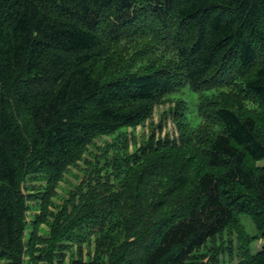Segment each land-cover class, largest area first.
<instances>
[{
  "label": "trees",
  "instance_id": "trees-1",
  "mask_svg": "<svg viewBox=\"0 0 264 264\" xmlns=\"http://www.w3.org/2000/svg\"><path fill=\"white\" fill-rule=\"evenodd\" d=\"M148 17L178 56L116 57L145 47L151 33L137 25ZM234 61L243 94L213 84ZM177 76L185 80L179 116L173 107L178 136L153 131L138 146L137 125L181 94ZM254 109L264 116V0H0V264L41 260L24 239L36 194L22 191L24 178L45 175L46 212L58 181L97 138L104 144L86 191L72 198L70 224L33 233L61 248L95 238L97 255L70 264H191L242 213L264 234V168L253 164L264 158V132ZM121 233L136 238L123 248ZM236 264H264V244Z\"/></svg>",
  "mask_w": 264,
  "mask_h": 264
},
{
  "label": "rangeland",
  "instance_id": "rangeland-1",
  "mask_svg": "<svg viewBox=\"0 0 264 264\" xmlns=\"http://www.w3.org/2000/svg\"><path fill=\"white\" fill-rule=\"evenodd\" d=\"M140 30H148L152 34L154 31L157 33V36H153L151 34L146 37L145 47L140 50V46L137 50H135L136 44L130 45L127 47V52L123 53L118 49L114 54L116 57L122 55L125 58L124 61L129 59L130 55H141L142 53L148 52V50L158 53H166L168 57L174 58V56H178L176 53L178 50L176 49L177 45H167L166 40H160L163 38V31L159 30V24L156 23L153 18H147L146 22L140 21L137 25ZM152 31V32H151ZM151 35V36H150ZM160 38V39H158ZM129 44V43H128ZM152 47L154 49H152ZM120 48V47H119ZM121 49V48H120ZM123 53V54H122ZM172 53V54H171ZM168 58V59H169ZM240 63L238 61H234L226 64V70L223 72H215L212 76L213 84H216L219 87H231L234 89H239L243 94V89L240 88V85L236 83V76L241 74ZM247 71V70H246ZM245 72V71H244ZM180 79L178 76L176 80ZM176 82V81H175ZM176 93L178 89L184 87L185 80H182L181 83L179 80L176 82ZM200 84H203L200 83ZM179 85V86H178ZM189 85V84H187ZM205 89V88H198ZM200 90H197L198 92ZM181 93V94H180ZM179 97H175L176 99L170 100L167 99L165 102H161L160 104L154 107V112L150 118H148L145 122L137 125L134 130L136 136V143L140 146L143 138L146 139L149 135L154 131L157 137L169 136L170 139L178 136V123L174 120V108L177 107V102L180 97L184 95L183 89L181 90ZM230 93V92H229ZM247 101L244 104L247 105V109L253 108V96L249 95V92L245 90ZM232 95V92L230 93ZM234 96V95H233ZM184 97V96H183ZM231 97V96H229ZM178 98V99H177ZM182 101V100H180ZM183 102V101H182ZM181 103V102H180ZM185 105V102H183ZM198 104V99L193 97V108L194 112L191 113L194 115L196 112V107ZM216 106L215 102H210L209 107L206 108L208 112ZM257 115H259V110L254 109ZM254 110L248 111L249 113H253ZM181 109L177 107V116ZM257 118L259 128L264 132V116ZM261 124H260V122ZM260 131V132H261ZM178 140V141H177ZM175 144L171 143V147L174 150H179L181 146H183V142H180L177 139ZM104 144L102 138L95 139L94 143L89 147V151L86 152L83 160L77 162L69 167V170L63 174L62 179L58 181L57 187L53 189V195L50 198L47 206L46 212H42V208L40 205L43 203V194L46 189V180L45 175L39 173L28 176V178H24V182L21 185L22 191L25 193H36L28 199L29 209L24 214V224L29 225L25 229V241L29 243L34 240L35 246L37 249V253L40 255L41 260L39 264H70L72 258L75 256L87 258L88 256L94 257L96 254V248L99 249L98 242L95 243V238L92 239L91 243H83L80 246L79 242L72 243V246L66 248V246L61 247H53L52 243L42 242L39 240H35L33 233L36 228V234L38 237L40 235L42 237H46L52 231V227L55 225H61V228H64V225L70 224L69 222L72 220L71 218V209H72V198L75 196L79 189H83L86 191L87 187H83V184L89 180L90 173L92 172V167L97 163V158L100 156V146ZM191 148L190 150H193ZM200 151V148L199 150ZM130 152H134V148L130 147ZM183 158V157H181ZM256 167L264 168V158L257 160L253 163ZM52 189V188H51ZM41 192V193H39ZM68 221L64 223V217L67 218ZM39 218L45 219L46 222L39 223ZM34 224V225H33ZM42 226H41V225ZM33 225V226H32ZM41 228L39 229V227ZM39 226V227H38ZM129 233H121L118 236L117 242L121 243L124 247L127 246L131 241H134L136 237H130ZM148 241L150 239L147 238ZM70 243V244H71ZM264 244V234L258 229L255 224L252 216L248 213H242L240 218L236 219L231 225L227 226L224 230L217 233L215 236L211 237L203 246H201L193 255L191 264H236L241 258L248 257L251 254L256 253L258 250L262 248ZM61 245V244H60ZM64 245V244H63ZM68 245V244H67ZM122 248V249H123ZM28 257H26L25 264H32L28 261ZM109 261H107L108 263ZM38 264V261L36 262Z\"/></svg>",
  "mask_w": 264,
  "mask_h": 264
}]
</instances>
